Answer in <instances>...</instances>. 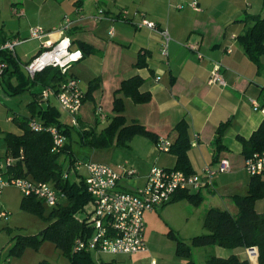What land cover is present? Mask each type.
Listing matches in <instances>:
<instances>
[{
	"label": "crops",
	"instance_id": "0c3cea01",
	"mask_svg": "<svg viewBox=\"0 0 264 264\" xmlns=\"http://www.w3.org/2000/svg\"><path fill=\"white\" fill-rule=\"evenodd\" d=\"M191 1L16 0L15 4L20 5L17 15L25 17V26L12 29L3 23L0 29L2 37L8 41L26 38L31 27L58 29L64 17L72 20V25L64 34L70 38L74 48L81 50L80 45H83L88 52H82L83 58L71 67L70 74L79 81L84 95H87L92 83L97 85L92 94L87 95L77 117L81 130L91 129L85 117L87 110L94 117L95 109H101L105 115L104 120L95 117L99 124L105 121L104 126L96 132L104 129L114 116L113 102L121 83L133 76L142 78L140 91L149 92L151 100L136 105L131 99L123 98L126 125L137 123L154 134L157 140L163 138L173 144L177 138L175 127L183 121L187 127V157L191 172L201 173L206 167L216 169L222 159L229 162L227 173H218L212 178V188L186 192L187 195L198 194L201 199L199 205L182 198L155 210H162V214L166 215L168 208L177 207L178 215L181 213L186 221L197 214L203 223L206 211L211 208L236 215L238 207L235 199L248 194L252 177L244 170L245 155L241 140H249L264 125V114L254 111L250 102L254 100L260 105L264 104V56L260 57L258 68L244 52L238 37L246 30L247 25L242 22L245 16L264 17V0H198L200 12L189 8ZM99 9L103 10L104 17L95 21L91 17ZM125 10L129 13L128 22L121 21L119 17ZM78 14L83 18L79 20ZM142 19L168 31L171 40L166 58L161 55L162 39L156 32L135 28V24ZM111 29L112 36L108 34ZM56 39L57 36L52 40ZM187 44L195 46L204 59L198 60L196 53L185 48ZM25 46L29 47L24 49ZM19 47L21 49L15 51L14 57L17 67L10 66L13 73L6 75L1 82L7 94L10 92L9 85L17 87L28 78L23 66L38 55L40 42L30 40ZM139 60L142 61L141 66L137 65ZM214 63L221 65V73L226 82L224 87L208 84ZM35 87L41 88V91L33 94L34 101H37L45 88L39 85ZM47 103L50 107L59 108L54 96H50ZM13 115L17 114L11 115L8 119L10 122ZM29 119L43 125L40 119L36 121L33 116ZM12 123L18 131L8 133L20 135L22 130ZM222 125L225 130L218 148L215 140ZM76 142L79 144V137ZM155 142L135 136L127 145L138 156L132 161L136 175L120 179L119 190L136 192L142 189L153 166L167 170L175 168L176 157L171 152H157ZM92 150L94 153L91 156L94 158L105 155V149ZM6 157L8 152L4 142L0 161ZM73 166L69 165L68 169H73ZM9 175L6 171L4 178ZM259 181L264 182L260 178ZM254 211L264 214V198L254 203ZM165 217L171 219L169 215ZM204 250H209V254L216 257L234 255L241 261L258 264L243 248L228 250L206 247ZM103 257H96L94 263L117 264V256H110L109 260ZM158 264L170 263L162 260Z\"/></svg>",
	"mask_w": 264,
	"mask_h": 264
},
{
	"label": "trees",
	"instance_id": "16d2710c",
	"mask_svg": "<svg viewBox=\"0 0 264 264\" xmlns=\"http://www.w3.org/2000/svg\"><path fill=\"white\" fill-rule=\"evenodd\" d=\"M242 22L247 27L245 32L238 37V42L248 58L259 68V59L264 56V17L248 15L244 17ZM6 41L2 37L0 29V45ZM80 49L84 54H87L88 50L85 46L80 45ZM0 59V62H4L7 65L1 76V83L6 75L13 73L10 70V66L15 68L18 63L14 57L4 51H0ZM137 65L141 66L142 61L139 60ZM65 79V76L58 69L47 68L36 74L33 79L27 78L23 81L24 84L17 87L9 85L10 92L8 94L14 95L35 85L55 90ZM142 84L143 80L139 76L124 80L115 93L113 118L99 133L94 129L77 130L79 144L91 149H106L113 144L127 146L135 136L157 141L155 135L147 131L143 126L137 123L126 125L123 115V98L131 99L136 105L146 104L151 100L149 92L140 91ZM96 86L93 83L89 86L88 96L92 94ZM87 95H85L84 100ZM117 95H121V97H117ZM36 102L34 101L33 104L35 105ZM37 116L44 126H55L65 137L70 136L71 129L59 121V113L55 107L47 105L46 108H41L37 112ZM11 120L22 130V133L20 135L6 133L3 137L8 157L15 159V163L7 169L8 173L15 177L28 178L34 182L48 183L65 196V201L52 209L54 220L49 227L41 232L40 237L52 241L55 247L68 258V264H95L90 254L73 253L72 251L74 240L82 236L86 229V219L79 221L75 215L84 211L85 207L90 203V197L86 192L83 178L79 177L77 173H71L70 169L64 172L62 165L58 161L61 154H66L70 156L69 165L74 164V159L71 157L70 144L66 142L59 153H54L52 152L53 143L50 135L44 131L35 132L31 130L29 128L31 119L13 115ZM186 128V124L183 121L176 125L177 138L171 144L170 152L176 157L175 168L172 170L190 174L193 172L190 170L187 157L189 140ZM224 130V125L218 129L215 140L218 148ZM241 142L245 158L250 157L254 153L264 151V125H261L249 140L242 139ZM20 151L22 152V159H20ZM182 198H187L194 205H199L201 202L198 194L187 195L186 192L176 194L172 202ZM261 198H264V182L259 181L258 177H252L248 194L235 199L238 213L232 215L228 211L219 208L207 210L202 223L205 233L192 237L189 246L170 230L169 235L175 238L178 253L187 259V264H195L191 259V249L193 248L218 247L228 250L252 248L256 252L258 264H264V214H258L254 211V203ZM21 206L31 212L40 213L42 204L34 197H23ZM39 242L40 240L37 236L19 237L16 239L15 246L11 249V252H18L25 245L36 246ZM205 264L249 263L248 261H241L234 255L227 258L211 255L208 256Z\"/></svg>",
	"mask_w": 264,
	"mask_h": 264
},
{
	"label": "built area",
	"instance_id": "2783aa9c",
	"mask_svg": "<svg viewBox=\"0 0 264 264\" xmlns=\"http://www.w3.org/2000/svg\"><path fill=\"white\" fill-rule=\"evenodd\" d=\"M188 6L195 12L201 11L198 0H192ZM103 17L104 12L99 9L97 14L91 18L99 21ZM119 17L121 21L128 22V11H122ZM78 18L80 20L83 16L78 14ZM71 25L72 20L64 17L63 24L58 29L46 30L39 26L31 27L26 38L6 41L0 45V51L15 57V48L18 45L30 40L39 41V53L24 66V71L29 79H33L36 74L47 68L58 69L65 76L66 79L55 90L51 88L43 90L38 101H47L50 96H54L59 108L70 118L71 125L78 127L77 117L85 95L80 88L79 81L70 74V69L83 58V53L74 48L70 38L64 34ZM135 28L156 32L162 39L161 55L167 57L171 38L166 29H160L155 23L146 19L136 23ZM108 34L112 36L113 30L111 29ZM55 36L57 39L53 41ZM185 48L196 53L198 60L204 59L195 46L187 44ZM6 67V63L0 62V79ZM208 84L226 86L220 64H213ZM250 102L254 111L264 114V104L260 105L254 100ZM94 116L104 120L101 109H95ZM29 128L35 132H47L51 137L52 152L54 153H59L66 143V137L55 126H44L32 120L29 122ZM155 149L159 153H169L171 143L167 139H158L155 142ZM19 155L22 159L21 151ZM14 163L15 159L12 157H6L4 162L0 161V195L5 188L13 186L19 189L24 197H34L50 208L57 207L65 201V196L48 183H38L28 178L12 175L4 178L7 169ZM81 167L84 170L81 176L93 210L90 214L91 219L86 218V229L82 236L74 240L73 253H87L95 257L118 255L130 257L148 251L143 240L145 213L170 204L176 194L180 192H199L206 188H212V178L218 173H227L229 162L222 159L216 169L206 167L201 173L190 174L153 166L146 177L144 187L136 192L118 189L120 179L134 177L135 170L127 169L125 166L116 170L100 163L79 164L74 162L73 169L70 171L80 175ZM244 170L250 177L264 180V151L245 158ZM4 218H6V213L0 212V220ZM246 252L251 258L256 259V252L252 248L246 249ZM149 264H157V261L151 259Z\"/></svg>",
	"mask_w": 264,
	"mask_h": 264
},
{
	"label": "rangeland",
	"instance_id": "374dc122",
	"mask_svg": "<svg viewBox=\"0 0 264 264\" xmlns=\"http://www.w3.org/2000/svg\"><path fill=\"white\" fill-rule=\"evenodd\" d=\"M15 1L0 0V25L4 23L12 29L25 26L26 19L17 15L20 5H16ZM14 10L15 13H12ZM21 47H16L15 51L19 52ZM28 47L25 46L23 48L27 49ZM2 86L0 83V155L4 150L3 137L5 133L18 131L17 127L8 120L11 115L15 113L26 118L33 116L38 121L37 112L48 105L47 101L40 102L38 99L35 105L33 104V94L39 92V90L41 91L39 87L31 86L22 92L9 95L2 89ZM56 109L59 113V121L71 129V134L66 137V142L70 144L71 157L75 163L85 164L96 161L104 162L114 169L119 166H125L127 169L134 170L132 161L138 157L136 151L127 146L113 144L110 149L103 151L105 155L102 158L92 157L94 150L82 147L76 142L78 138L77 130L81 129L73 127L70 118L61 109ZM85 118L92 130H100L104 126L105 121L103 124H99L91 111L87 110ZM69 158L70 156L66 154L59 156L58 161L62 165L64 172L68 169ZM1 160L2 162L5 161L4 158ZM80 169V173L83 174V168L81 167ZM78 176L82 177L81 174H78ZM122 183L123 180L120 184L122 185ZM23 197L19 189L13 186L5 188L0 195V212L6 213V218L0 220V264H68V258L55 247L52 241L40 237L41 232L49 227L54 220L52 217L53 208L41 203L40 213L31 212L21 206ZM92 210L93 206L89 203L84 211L75 215L76 219L83 221L88 218L90 220ZM161 211L147 212L143 217L145 225L143 240L148 252L143 253L144 255L140 257H137V255L132 257L117 256V264H149L151 259H155L157 264L162 260L170 264H187V260L178 253L176 240L169 235V231L172 229L176 237L189 246L192 237L205 233L202 228V218H198V215L195 214L193 218L186 221L181 213L180 216L178 215L177 207L168 208L166 215L162 214ZM167 215L170 216V220L165 217ZM35 236L40 240L36 246L25 245L18 252H11V249L15 246L16 239L19 237ZM204 249H192L191 259L195 264H205L210 252ZM92 258L96 260L95 256H92ZM103 259L109 260L110 256H104Z\"/></svg>",
	"mask_w": 264,
	"mask_h": 264
}]
</instances>
